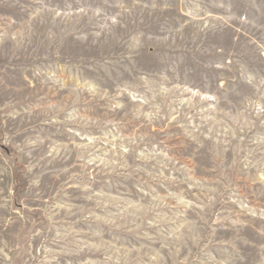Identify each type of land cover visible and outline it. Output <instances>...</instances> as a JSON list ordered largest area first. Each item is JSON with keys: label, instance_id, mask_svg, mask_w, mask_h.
<instances>
[{"label": "rangeland", "instance_id": "1", "mask_svg": "<svg viewBox=\"0 0 264 264\" xmlns=\"http://www.w3.org/2000/svg\"><path fill=\"white\" fill-rule=\"evenodd\" d=\"M0 264H264V0H0Z\"/></svg>", "mask_w": 264, "mask_h": 264}]
</instances>
